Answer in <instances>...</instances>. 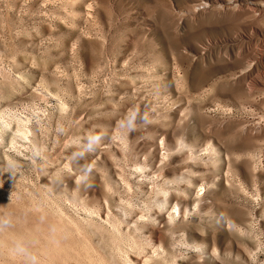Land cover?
<instances>
[{
    "label": "rangeland",
    "instance_id": "rangeland-1",
    "mask_svg": "<svg viewBox=\"0 0 264 264\" xmlns=\"http://www.w3.org/2000/svg\"><path fill=\"white\" fill-rule=\"evenodd\" d=\"M0 103V264H264V0H0Z\"/></svg>",
    "mask_w": 264,
    "mask_h": 264
},
{
    "label": "bare ground",
    "instance_id": "bare-ground-1",
    "mask_svg": "<svg viewBox=\"0 0 264 264\" xmlns=\"http://www.w3.org/2000/svg\"><path fill=\"white\" fill-rule=\"evenodd\" d=\"M2 91H3V90H2ZM6 91H7V89H6ZM2 93H3V92H2ZM1 99H2V98H1ZM2 102H3V101H2ZM0 104H1V103H0ZM4 112H5V111H4ZM4 112H3V113H4ZM1 113H2V112H1ZM6 115H7V114H6ZM13 118H14V117H13ZM17 119H18V118H17ZM2 121H3V120H2ZM4 123H5V122H4ZM3 126H4V125H3ZM3 126L1 125V127H3ZM6 129H7V128H6ZM22 131H23V130H22ZM4 132H5V131H4ZM17 133H19V131H17ZM15 137L19 140V142H21V140H20V135H19V134H16ZM21 137H23V136H21ZM28 138H29V137H28ZM10 139H11V138H10ZM14 142H15L14 140L11 141L12 144H13ZM19 142H17V144H18ZM186 144H187V143H186ZM4 145H5V144H4ZM13 146H14V145H13ZM177 146L180 147V148H182V149L187 147V146L185 145V143H179ZM16 147H17V146H16ZM188 147H189V146H188ZM188 149H189V148H188ZM206 150L209 152V153H208V152H207V153L210 154V157L207 158V160L210 161V162L212 163L213 168L216 167V166L218 165L217 163H220V164L222 163L221 160H223V159H221L222 156L220 157V151L218 150V148H216V147L213 146L212 144H208ZM11 151H12V150H11ZM9 152H10V150H9ZM16 153H17V152H16ZM4 154H5V153H4ZM13 154H14V153H13ZM16 155H17V154H16ZM16 155H15V156H16ZM221 155H222V154H221ZM8 156H9V154H8ZM8 156H6V157H8ZM15 156H14V157H15ZM17 156H18V155H17ZM6 157H5V158H6ZM12 159H13L14 161H17V159H14V158H12ZM223 162H224V161H223ZM17 163H19V162H17ZM205 164H207V162H206ZM220 164H219L218 166H220ZM223 165H224V163H223ZM226 166H227V165H226ZM205 167H206V166H205ZM209 167H211V165H210ZM143 169H144V168H143ZM143 169H142V170H143ZM218 169H219V168H218ZM218 169H216V171H217ZM139 170H140V169H139ZM214 170H215V169H214ZM220 171H221V170H220ZM69 172H70V171H69ZM134 172H136V171H134ZM138 173H139V172H138ZM217 173H218V172H217ZM135 175H136V174H135ZM187 176H188V175H187ZM159 177H160V176H159ZM179 177H180V176H179ZM179 177H177V178H179ZM214 177H215V176H214ZM214 177H213V178H214ZM79 178H80V177H79ZM109 178H110V177H109ZM180 178H181V177H180ZM180 178H179V179H180ZM188 178H189V177H188ZM210 178H211V177H210ZM77 179H78V178H77ZM183 179H184V178H183ZM211 179H212V178H211ZM110 180H111V179H110ZM177 180H178V179H176V182L178 183ZM180 180H181V179H180ZM75 181H76V180H75ZM106 181H107V180H106ZM120 181H122V180H120ZM78 182H79V181H78ZM110 182H113V181H110ZM182 182H183V181H182ZM186 182L188 183L189 180H187ZM190 182H192V181L190 180ZM120 183H121V182H120ZM187 183H186V186H187ZM203 183H204V182H203ZM108 184H109V183H108ZM108 184H107V185H108ZM170 184H171V183H170ZM175 184H176V183H175ZM189 184H190V183H189ZM189 184H188V185H189ZM213 184H214V183H213ZM105 185H106V184H105ZM107 185H106V187H107ZM180 185H181V184H180ZM180 185H179V184L177 185V186H179V188H178L179 191H180ZM202 185H203V184H202ZM202 185H201V186H202ZM211 185H212V184H211ZM211 185H210V186H211ZM43 186H44V185H43ZM111 186H112V184H111ZM171 186H172V185H171ZM174 186H175V185H174ZM174 186H173V187H174ZM191 186H193V182H192V185H191ZM191 186H190L189 188H191ZM113 187H114V185H113ZM195 187H196V186H195ZM171 188H172V187H171ZM174 188H175V187H174ZM193 188H194V187H193ZM200 188H201V187H200ZM210 188H212V187H210ZM213 188H214V187H213ZM178 189H177V190L175 189V190L177 191L176 193H178V195L181 194L182 192H185V191H182V192L180 191V193H179ZM198 189H199V188H198ZM170 190H171V189H170ZM170 190H166V191H169V192H170ZM184 190H185V189H184ZM200 190H201V189H199V191H200ZM212 190H213V189H212ZM173 191H174V189H173ZM189 191H190V190H189ZM199 191H198V192H199ZM186 192H187V190H186ZM165 193H166V194H169L168 192H165ZM214 193H215V192H214ZM74 194H75V193H74ZM118 194H119V193H118ZM158 194H159V192H158ZM166 194H165V195H166ZM186 194H187V193H186ZM211 194H212V192H211ZM176 195H177V194H176ZM178 195H177V196H175V195H171V196H175V197L180 198ZM192 195H193V194H192ZM166 196H167V195H166ZM171 196H169L168 198H165V199L163 200V203H164L163 206L165 207V206H166L165 204H167V206L169 205V207H170V204L173 203V206H172L173 209H174V210H173V211H174L173 213H175V214L177 213V216H178V215L181 214V213H180L181 209H183V210H184V213H185V212L187 211V205H188V202H185V201L187 200V198H186V199H180V200H178V199H171ZM188 196H189V195H188ZM212 196H213V195H212ZM72 198H74V197H72ZM72 198H71V199H72ZM107 198H108V197H107ZM182 198H183V196H182ZM198 198H199V197H198ZM200 198H201V197H200ZM200 198H199V199H200ZM208 198H209V197H208ZM210 198H211V197H210ZM77 199H78V198H77ZM73 200H75V199H73ZM105 200H106V199H105ZM105 200H104V202H105ZM107 200H108V199H107ZM110 201H111V200H109V203H110ZM69 202L71 203V202H73V201H69ZM99 202H100V201H99ZM107 202H108V201H107ZM112 202H113V201H112ZM159 202H160L161 204H159V203L157 202L158 205H162V202H161V201H159ZM201 202H202V200H198V203H197V204H196V202H195L196 206H197V205L199 206ZM77 203H78V201H76V204H77ZM109 203H108V204H109ZM90 204H91V203H90ZM98 204H99V203H98ZM106 204H107V203H106ZM122 204H123V203H122ZM122 204H121V205H122ZM195 204H194V205H195ZM205 204H206V203H205ZM87 205H88V204H87ZM87 205H86V209H88V208H87ZM95 205H96V204H95ZM110 205H111V203H110ZM201 205H202V204H201ZM73 206H74V205H73ZM80 206H81V205H80ZM97 206H99V205H97ZM117 206H118V205H117ZM163 206H162V207H163ZM102 207H103V206H102ZM106 207H107V206H106ZM108 207H109V205H108ZM108 207H107V210H106V211H108ZM193 207H194V206H193ZM160 208H161V207H160ZM167 208H168V207H167ZM180 208H181V209H180ZM195 208H196V207H195ZM200 208H201V207H200ZM37 209H38V208H37ZM93 209H95V208L93 207ZM102 209H103V208H102ZM165 209H166V208H165ZM198 209H199V207H198ZM97 210H98V209H97ZM99 210H100V209H99ZM113 210H114V207H113ZM163 210H164V209H163ZM170 210H171V209H170ZM196 210H197V209H196ZM59 211H60V210H59ZM76 211H78V210H76ZM109 211H110V210H109ZM116 211H117V210H116ZM164 211H165V210H164ZM199 211H200L199 214L203 213V212L201 211V209H199ZM85 212H86V211H85ZM87 212H90V210L87 211ZM96 212H97V211H96ZM99 212H100V211H99ZM99 212H98V213H99ZM113 212H114V211H113ZM123 212H124V211H123ZM162 212H163V211H162ZM166 212H167V211H165V213H166ZM171 212H172V211H171ZM171 212H170V213H171ZM181 212H182V211H181ZM62 213H63V212L60 213L61 216H63ZM77 213H78V212H77ZM81 213H82V210H81ZM81 213H80V214H81ZM108 213H109V215H108ZM108 213L106 214V215H108V217L112 215V212H111V215H110V212H108ZM114 213H115V212H114ZM158 213H159V211H158ZM83 214H84V213H83ZM116 214H118V213H116ZM155 214H156V213H155ZM163 214H164V213H163ZM167 214H168V213H167ZM167 214H166V215H167ZM66 215H67V213H66ZM69 215H70V214H69ZM69 215H68V217H69ZM99 215H100V214H99ZM106 215H105V217H106ZM119 215H120V214H119ZM147 215H148V214H147ZM147 215H146V216H147ZM151 215H152V214H151ZM183 215H184V214H183ZM186 215H187V214H186ZM186 215H185V216H186ZM61 216H60V217H61ZM75 216H76V215H75ZM93 216H96V214L94 213ZM93 216H92L91 214H89V213H86V214H84V217H85V218H83V221H85V222H91V220H93ZM160 216H161V215H160ZM170 216L172 217V214H171ZM170 216H169V217H170ZM177 216H176V217H177ZM187 216H188V215H187ZM27 217H28V216H27ZM30 217H31V215L29 216V219H30ZM47 217H48V216H45V217H41V216H40V222L43 221V219H41V218H47ZM58 217H59V216H58ZM65 217H66V216H65ZM68 217H67V218H68ZM79 217H80V216H79ZM111 217H112V216H111ZM116 217H117V216H116ZM188 217H189V216H188ZM63 218H64V216H63ZM96 218H99V217H96ZM100 218H101V217H100ZM114 218H115V217H114ZM114 218H113V219H114ZM118 218H119V217H118ZM118 218H117V219H118ZM124 218H125V217H124ZM26 219H27V218H26ZM59 219H61V218H59ZM106 219H107V217H106ZM106 219H105V220H106ZM117 219L115 218V220H117ZM136 219H137V218H136ZM139 219H140V218H139ZM142 219H144V218H142ZM146 219H148V218H146ZM151 219H152V218H151ZM156 219H157V218H156ZM177 219H178V218H177ZM57 220H58V219H57ZM67 220H68V219H67ZM102 220H103V219H102ZM115 220H114L113 222H115ZM118 220H119V219H118ZM149 220H150V219H149ZM153 220H154V219H153ZM170 220H171V218H170ZM22 221H23V220H22ZM37 221H39V220H37ZM37 221H35V222H37ZM45 221H46V219H45ZM62 221H64V220H62ZM75 221H77L76 218H75ZM83 221H82V222H83ZM96 221H97V220H96ZM96 221H95V222H96ZM100 221H101V220H100ZM107 221H108V220H107ZM119 221H120V220H119ZM139 221H141V220H139ZM150 221H151V220H150ZM157 221H158V220H157ZM59 222H60V221H59ZM70 222H72V221L70 220ZM73 222H74V221H73ZM73 222H72V223H73ZM80 222H81V220L78 219V223H80ZM82 222H81V223H82ZM116 222H117V221H116ZM116 222H115V223H116ZM123 222H124V221H123ZM143 222H144V221H143ZM151 222L153 223V221H151ZM186 222H187V221H186ZM38 223H39V222H38ZM43 223H44V221H43ZM63 223L65 224V222H63ZM72 223H71V224H72ZM75 223H77V222H75ZM75 223H74V225H73V224H72V225H73V226H76ZM104 223H105V222H104ZM104 223H103V224H104ZM110 223H111V222H110ZM115 223H112L113 226L115 225ZM121 223H122V222H121ZM127 223H128V222L126 221V225H125V224H124V225L127 226ZM157 223H158V222H157ZM157 223L155 222L156 225H158ZM169 223L172 224L173 222L170 221ZM169 223H168V224H169ZM55 224H58V226L60 225V223H58V221H57V223L55 222ZM61 224H62V222H61ZM64 224H63V225H64ZM71 224H70V225H71ZM85 224H88V223H85ZM107 224H108V222H107ZM107 224H106V225H107ZM112 224H110V226H111ZM117 224H118V223H117ZM119 224H120V223H119ZM132 224L134 225V223H132ZM139 224H140V223H139ZM146 224H147V222H146ZM146 224H145V225H146ZM176 224H177V223H176ZM22 225H23V224H22ZM66 225H67V224H66ZM93 225H94V224H93ZM96 225H98V228H96L95 225H94V229H99V227H100L99 224L96 223ZM106 225H105V226H106ZM108 225H109V224H108ZM108 225H107V226H108ZM128 225H129V224H128ZM143 225H144V223H143ZM173 225H174V224H173ZM3 226H4V225H3ZM20 226H21V225H20ZM20 226H19V227H20ZM42 226H43V225H42ZM42 226H41V227H42ZM73 226H72V227H73ZM110 226H109V227H110ZM113 226H112L111 228H114V227H115V226H114V227H113ZM120 226H121V225L117 226V228L120 227ZM169 226H170V224H169ZM15 227H16V226H15ZM66 227L69 228V226H66ZM70 227H71V226H70ZM85 227H86V225H85ZM88 227H89V226H88ZM129 227H132V228H133V226H129ZM129 227H128V228H129ZM142 227H143V226H142ZM171 227H173V226L171 225ZM171 227H170V228H171ZM174 227H175V226H174ZM190 227H191V226H190ZM229 227H230V225H229ZM0 228H1V227H0ZM2 228H3L4 230H6L5 227H2ZM7 228H8V227H7ZM37 228H38V227H37ZM44 228H45V227H44ZM54 228H55V227H54ZM54 228L51 229V230H53V231H57V230L60 231V230L57 229V228H56L57 230H56V229L54 230ZM102 228H103V227H101L100 229H102ZM111 228H110V229H111ZM135 228H136V227H134V229H135ZM137 228H138V227H137ZM140 228H141V227H140ZM144 228H145V227H143L142 229H143V231L145 232V229H144ZM165 228H166V230H167V229H168V225H166ZM3 229H0V230H3ZM13 229H14V228H13ZM19 229L22 230L21 227H20ZM19 229H18V231H19ZM35 229H36V228H35ZM39 229H41V230H39ZM39 229H38V230H39L40 232L43 231L42 228H39ZM77 229H78V228H77ZM77 229L74 228L73 230H77ZM103 229H104V228H103ZM118 229H122V227H121V228H118ZM126 229H127V228H126ZM229 229H230V228H229ZM4 230H3V232H4ZM8 230H9V229H8ZM38 230L36 229L35 231H38ZM64 230H66V229H64ZM83 230H85V229L83 228L82 231H83ZM138 230H139V229H138ZM146 230H147V228H146ZM190 230H191V228H190ZM190 230H189V231H190ZM78 231H80V230L78 229V230H77L76 232H74V233L77 234ZM88 231H89V230H88ZM113 231H114V230H112V232H113ZM116 231H117V230H115V232H116ZM132 231H133V232H137V233L139 232L138 234H140V231H136V230H133V229H132ZM143 231H142V232H143ZM11 232H12V229H11ZM11 232H10V233H11ZM14 232H15V231H14ZM21 232H22V231H20V233H18V234H17L16 232H15V233H16L18 236H19V234H20V235H21V234L24 235V233H23V232L21 233ZM72 232H73V231H72ZM115 232H113V233H115ZM148 232H149V231H148ZM148 232H147V233H148ZM185 232H186V231H185ZM190 232H191V231H190ZM7 233H8V234H6V235H9V231H8ZM42 233H43V232H42ZM42 233H39V234H41L39 237H41V236L43 235ZM44 233H45V231H44ZM69 233H71V232H69ZM90 233H91V232H90ZM90 233H89V234H90ZM93 233H96V232H92V234H93ZM97 233H98V232H97ZM97 233H96V234H97ZM103 233H104V232H103ZM109 233H110V232H109ZM113 233H112V234H113ZM122 233L124 234V232H122ZM173 233L175 234V232H173ZM178 233H179V232H178ZM191 233H192V232H191ZM198 233L201 234L199 231H198ZM16 234H15V235L12 234V235L15 237ZM39 234H37V235H39ZM56 234H58V233H56ZM78 234H79V233H78ZM81 234H82V233H81ZM104 234H105V233H104ZM125 234H126V233H125ZM143 234H145V233H143ZM167 234H168V233H167ZM182 234H183V232H182ZM203 234H204V233H203ZM1 235H2V234H1ZM23 235H22L21 237H22V238H25V236H23ZM67 235H68V234H67ZM67 235H65V236H67ZM69 235H72V233L69 234ZM69 235H68V236H69ZM79 235H80V234H79ZM83 235H86V234H83ZM98 235L100 236V234H98ZM107 235H108V234H107ZM117 235L119 236L120 234L117 232ZM127 235H128V233H127ZM134 235H135V234H134ZM145 235H146V234H145ZM178 235H180V234H178ZM178 235H176V236H178ZM184 235L188 236L187 234H184ZM18 236H17V238L20 240L21 237H18ZM59 236H61V235H59ZM80 236L82 237V235H80ZM109 236H111V235H109ZM128 236H129V235H128ZM143 236H144V235H143ZM154 236H155V235H154ZM202 236H203V235H202ZM204 236H206V235H204ZM2 237H3V236H2ZM9 237H10V236H9ZM14 237H13V238H14ZM36 237H38V236H36ZM39 237L37 238V241H38V239H40ZM48 237H49V236H48ZM50 237H51V236H50ZM78 237H79V236H78ZM97 237H98V236H97ZM111 237H112V236H111ZM121 237H122V236H121ZM167 237H168V236H167ZM51 238H52V237H51ZM79 238H80V237H79ZM82 238H83V237H82ZM84 238H85V239H84ZM84 238H83L82 240H85V242H86V238H87V237H84ZM91 238H92V237H91ZM109 238H110V237H109ZM116 238H117V237H115L114 240H111V243H110V244H113L112 242L116 241V240H115ZM124 238H125V237H124ZM127 238H128V237H127ZM129 238H130V237H129ZM143 238H144V237H143ZM143 238H141V239H143ZM157 238L159 239V241H158V239H157L156 244H159V245H160V248L162 249V251L167 250V249L170 248V246H171L170 244H172V240H171V239H169V241L165 242V241H163V237H162L161 235H159ZM175 238H176V237H174V239H173L174 241L177 240V239H179L180 237H179V238L177 237V239H175ZM186 238H187V237H186ZM186 238H184L185 241H186ZM4 239H5V240L7 239L6 236H4V238L2 239V241L0 240V242L5 241ZM15 239H16V237H15ZM53 239H54V237L52 238V240H53ZM59 239H61V238H58V241H60ZM76 239H77V238H76ZM80 239H81V238H80ZM87 239H88V238H87ZM112 239H113V238H112ZM117 239H118V238H117ZM121 239L123 240V238H121ZM138 239H139V236H138ZM141 239H140V240H141ZM149 239H150V238H149ZM189 239H190V238H188V240H189ZM7 240H8V239H7ZM7 240H6V241H7ZM34 240H35V238H34ZM55 240H56V239H55ZM65 240H67V237H66ZM89 240H90V239H89ZM94 240H95V239H94ZM122 240H121V241H122ZM125 240H126V239H125ZM128 240H129V239H128ZM128 240H126V241H128ZM144 240H145V239H144ZM181 240H183V239H181ZM39 241H40V240H39ZM39 241H38V242H39ZM61 241H62V240H61ZM70 241H71V239H70ZM70 241H69V242H70ZM76 241H77V240H76ZM79 241H80V240H79ZM87 241H88V240H87ZM96 241H97V240H96ZM117 241H118V240H117ZM121 241H119V242H121ZM133 241H134V240H133ZM137 241H138V240H137ZM142 241H143V240H142ZM145 241H146V240H145ZM145 241H144V242H145ZM151 241H152V240H151ZM196 241H197V240H196ZM10 242H15V243H16L17 240H14V239H13V240L10 241ZM51 242H52V241H51ZM73 242H74V241H73ZM91 242H92V240L89 241L88 245H87V243H86V245L90 247V245L92 244ZM100 242H101V241H100ZM119 242H118L117 244H123V243H119ZM124 242H125V241H124ZM140 242H141V241H140ZM144 242H143V243H144ZM176 242L178 243V240H177ZM8 243H9V242H7L6 245H8ZM32 243H33V242H32ZM40 243H41V244H40L41 246H42V243L44 244V242H41V241H40ZM61 243H63V241L60 242V243H57V242H56V247H55V249H54V250H56V251H53L54 253L57 252V251L59 250V248L57 247V244H60V246H61V245H62ZM83 243H84V242H83ZM98 243H99V242H98ZM98 243H97V244H98ZM132 243H135V241L132 242ZM143 243H141V245H140L139 247H141L142 245H144ZM145 243H147V242H145ZM177 243H176V244H177ZM179 243H181V241H180ZM179 243H178V244H179ZM187 243H189V242H187ZM0 244H1V243H0ZM17 244H18V243H17ZM17 244H16V246H17ZM22 244H23V241L20 243V245H22ZM45 244H48V243L45 242ZM63 244H65V243H63ZM93 244H94V243H93ZM101 244H102V242H101ZM101 244H99V245H101ZM115 244H116V243H114L113 245L115 246ZM126 244H127V243H125V246H126ZM156 244H155L154 242H152L151 246L156 245ZM184 244H185V243H184ZM3 245H4V248H5L6 245H5V244H3ZM13 245H15V244H13ZM35 245H36V242H35ZM73 245H75V244H73ZM73 245H72V246H73ZM84 245H85V244H84ZM129 245H130V244L128 243V246H127V247H129ZM133 245H134V244H133ZM136 245H137V244H136ZM147 245H148V244H147ZM179 245H180V244H179ZM8 246H9V245H8ZM38 246H39V245H38ZM51 246H53V245H51ZM60 246H59V247H60ZM63 246H64V245H63ZM75 246H76V245H75ZM81 246H82V245H81ZM81 246H80V247H81ZM87 246H84V247H85V250L83 249L84 247H82L81 250H82V249H83V250L80 251V252H82V253H83V251H85V252H86V251H87V252H88V251H89V252H93V250H97V248H98V247L96 248V246L93 245L96 249H87V248H86ZM93 246H92L91 248H94ZM105 246H106V245H105ZM114 246H113V247H114ZM117 246H118V245H117ZM125 246H124V247H123V246H120V247H123V248H121V249H124ZM134 246H135V245H134ZM173 246H174V245H173ZM180 246H181V245H180ZM191 246H192V245H191ZM2 247H3V246H2ZM2 247H1V245H0V248H1V249H2ZM9 247H10V246H9ZM9 247H8V248H9ZM64 247H65V246H64ZM68 247H69V248H72L70 245L67 246V249H68ZM73 247H74V246H73ZM127 247H126V249H128ZM137 247H138V246H136L135 248L137 249ZM139 247H138V249H140ZM143 247H144V246H143ZM143 247H141V249H142ZM175 247L178 249L179 246H178V247L175 246ZM189 247H190V246H189ZM193 247H194V246H193ZM4 248H3V249H4ZM6 248H7V246H6ZM10 248H11V247H10ZM17 248L19 249V246L16 247L15 251L17 250ZM35 248H37V246H35ZM35 248L33 247V250H34ZM39 248H40V247H39ZM56 248H57V249H56ZM60 248H61V251H62V247H60ZM77 248H78V247H77ZM101 248H102V247H101ZM108 248H109V247H108ZM117 248H119V247H117ZM129 248H130V247H129ZM145 248H147V246H145ZM149 248H150V247H149ZM149 248H148V249H149ZM160 248H159V249H160ZM187 248H188V247H187ZM187 248H186V249H187ZM194 248H195V247H194ZM11 249L14 250V248H11ZM11 249H10V250H11ZM41 249H43V248H41ZM86 249H87V250H86ZM99 249H100V248H99ZM106 249H107V248H106ZM113 249H115V248H113ZM136 249H132V250H136ZM154 249H155V248H154ZM157 249H158V248H157ZM174 249H175V248H174ZM180 249H181V248H180ZM183 249H185V248H183ZM198 249L201 250V253H203V251H202L201 248H198ZM4 250H6V249H4ZM10 250L7 249L8 253L10 252V256H11V254H12V253H11L12 250H11V251H10ZM33 250H32L33 253H31L32 255L30 254L31 256H29V257H33V256H34V259H35V260L37 259V261H38L39 259H42V257L40 258V257L38 256L41 252H40V253L37 252V253H38V254H37V253H35V251H33ZM65 250H66V249H65ZM68 250H69V252H68L69 254H70V252H72V251L75 252V253H73V252L71 253V254H73V258H74V255L78 252V249H77V251H75L74 248H73V250H70V249H68ZM101 250H102V249H101ZM119 250H120V249H119ZM128 250H129V249H128ZM128 250H127V252H128ZM130 250H131V248H130ZM130 250H129V252H130L131 254H133V253L131 252L132 250H131V251H130ZM150 250H151V249H150ZM172 250H173V249H172ZM7 251H3V252H7ZM36 251H38V250H36ZM46 251H47V250H45V252H46ZM59 251H60V250H59ZM63 251H64V250H63ZM97 251H98V250H97ZM114 251H116V249H115ZM122 251H123V250H121L120 252H122ZM124 251H125V250H124ZM147 251H148V250H147ZM147 251H146L145 253H148ZM154 251H155V250H154ZM154 251H153V252H154ZM158 251H159V250H158ZM180 251H181V250H180ZM191 251H193V250H191ZM197 251H198V250H197ZM65 252H67V251H65ZM80 252H78V254H77L78 256L82 254V253H80ZM85 252H84V253H85ZM117 252H118V250L115 252V254H116ZM127 252H124V253H127ZM133 252H134V251H133ZM136 252H138V253H137V257H138V254H139V256L142 255L141 253H142L143 251L140 252V253H139V251H136ZM164 252H166V251H164ZM177 252H178V250H177ZM177 252H176V253H177ZM198 252H199V251H198ZM0 253H1V250H0ZM34 253L37 254V255H35ZM42 253H44V252L42 251ZM46 253H47V252H46ZM57 253H58L59 255H61V253H59V252H57ZM84 253H83V255L86 256ZM97 253H99V252H97ZM97 253H95V255H97ZM101 253H102V251H101ZM103 253H104V252H103ZM145 253H144V255H145ZM158 253H159V252H158ZM158 253H157V254H158ZM160 253H161V252H160ZM2 254H3V253H2ZM17 254H18V253H17ZM20 254H21V253H20ZM20 254H18V255H20ZM33 254H34V255H33ZM62 254H64V253H62ZM86 254H89V253H86ZM91 254H94V253H91ZM91 254H90V255H91ZM110 254H111V253H110ZM122 254H123V253H122ZM122 254H120V255H122ZM154 254H156V253H153V255H154ZM162 254H163V252H162ZM165 254H166V253H165ZM165 254H164V255H165ZM197 254H198V253H197ZM4 255H8V254H4ZM4 255H3V256H4ZM46 255H47V256H46ZM46 255L43 254L44 257H45V256L48 257V253H47ZM52 255H53V254H52ZM59 255H58V259L60 260V259H61V256H59ZM65 255H66V254H65ZM65 255H64V256H65ZM67 255H68V254H67ZM83 255H81L80 257H82ZM125 255H126V254H125ZM133 255H134V254H133ZM153 255H152V256H149L147 260H144V259H143L144 261L142 260V262H144V264H166V261H165V260H162L163 258H162V259H159L160 257H158V255H156V256H153ZM171 255H172V254H171ZM174 255H175V254H174ZM216 255H218V254H216ZM3 256H1V257H2V258L5 257V259L7 258L6 256H4V257H3ZM10 256H9V257H10ZM50 256H51V255H49V257H50ZM53 256H54V259H49V257H48V259H47V258L44 259V260H45L44 264H53L52 262L56 263L55 255H53ZM62 256H63V255H62ZM71 256H72V255H70V256H68V257H71ZM91 256H92V255H91ZM97 256L101 257V256H103V255H101V256H100V255H97ZM104 256H106V255H104ZM111 256H112V255H111ZM114 256H115V255H114ZM116 256H117V254H116ZM160 256H162V255H160ZM167 256H168V255H167ZM167 256H166V257H167ZM1 257H0V258H1ZM14 257H15V256H14ZM17 257H18V256H17ZM76 257H77V256L75 255V258H76ZM80 257H77V258L80 259ZM89 257H90V256H89ZM106 257H107V256H106ZM118 257H120V256H118ZM121 257H122V256H121ZM121 257H120V258H121ZM145 257H146V256H145ZM164 257H165V256H164ZM168 257H170V256H168ZM168 257H167V258H168ZM173 257H174V256H172V258H173ZM2 258H1V259H2ZM10 258H11V257H10ZM15 258H16V257H15ZM66 258H67V257H66ZM77 258H76V259H77ZM91 258H93V257H91ZM91 258H90V259H91ZM102 258H103V257H102ZM107 258H108V257H107ZM123 258H125V257H122V259H123ZM135 258H136V257H135ZM58 259H57V260H58ZM63 259H65V257H64ZM63 259H62V260H63ZM67 259H68V258H67ZM78 259H77V260H78ZM81 259H82V258H81ZM95 259H98V257H96ZM103 259L105 260L106 258H103ZM138 259H140V258H138ZM12 260H13V259H12ZM14 260H15V259H14ZM28 260H29V261H32L33 259L30 260V258H29V259H27V261H28ZM35 260H34V262H35ZM42 260H43V259H42ZM44 260H43V261H44ZM51 260H55V261H51ZM62 260H60V261H62ZM88 260H89V259H88ZM88 260H87V261H88ZM99 260H100V259H99ZM106 260H107V259H106ZM113 260H114V257H113ZM129 260H131V259H129ZM27 261H24V262H26V263H24V264H27V263H28ZM68 261H69V260H68ZM80 261L82 262L83 259L80 260ZM89 261H90V260H89ZM95 261H96V260H95ZM101 261H102V260H101ZM119 261H121V260H119ZM125 261H127V259H125ZM137 261H138V260H137ZM73 262H76V260H73ZM106 262H107V261H106ZM127 262H129V261H127ZM168 262H169V261H168ZM7 263H8V262H7ZM61 263H63V261H62ZM71 263H72V262H71ZM71 263L68 262V264H71ZM78 263H79V262H78ZM82 263H85V262H82ZM82 263H81V264H82ZM89 263H90V262H89ZM89 263H87V264H89ZM92 263H93V262H92ZM92 263H91V264H92ZM94 263H95V262H94ZM94 263H93V264H94ZM98 263H99V261H98ZM122 263H124V261H123ZM137 263H138V262H137ZM169 263H170V262H169ZM169 263H168V264H169ZM171 263H172V262H171ZM28 264H29V263H28ZM30 264H31V263H30ZM39 264H41V261H40ZM42 264H43V262H42ZM65 264H67V263H65ZM73 264H75V263H73ZM96 264H97V263H96ZM102 264H105V262H103ZM107 264H108V263H107ZM125 264H126V263H125ZM128 264H132V261H130V263H128ZM133 264H136V263L134 262Z\"/></svg>",
    "mask_w": 264,
    "mask_h": 264
}]
</instances>
